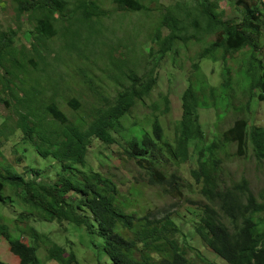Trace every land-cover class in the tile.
<instances>
[{"label": "rangeland", "instance_id": "obj_1", "mask_svg": "<svg viewBox=\"0 0 264 264\" xmlns=\"http://www.w3.org/2000/svg\"><path fill=\"white\" fill-rule=\"evenodd\" d=\"M66 1L65 12L55 15V35L42 41L36 39L35 31L40 13L19 12L16 0H0V35L13 37V57L24 64L21 71L17 70V77L6 74L4 67L0 66V139L3 140L0 163L14 166L26 175L30 174L26 172L28 169L34 168L42 174L41 179H57L56 161L42 157L32 140L22 139L20 113L27 110L17 96L26 97L25 89L30 101L39 105L34 110L37 115L45 114L41 104L53 101L72 121L86 128L101 106L113 101L124 87L132 83L131 76L147 77L154 69L157 83L149 95L138 100L131 113L121 119V127L115 134L119 143L109 145L92 139L88 165L117 183L126 209L136 213V218H160L170 214L180 227L178 237L187 252L189 264H229L195 232L198 215L208 200L201 193V185L195 181L191 170L202 158L217 167L222 185H231L245 178L254 194L259 198L264 196V158L255 157L250 143L243 153H239L236 142L222 141V133L238 118H246L250 124L264 125V102L258 98L262 91L260 74L253 71L250 75L246 70V63L252 56L251 48L227 56L224 61L201 58V49L213 39L205 36L204 40L178 41L163 53L154 39L155 31L162 15L169 5L175 4V0H141L148 9L139 11L120 10L111 0H93L103 11L101 18H91L93 28L83 23L79 6L84 0ZM220 5L224 9V18L242 16L230 0H220ZM187 27L184 33H200L192 24ZM168 31L163 29V35ZM258 43L254 56L260 60V72L264 75V33ZM3 61L12 67L5 56ZM197 61L199 73L205 78L203 84L208 103L207 108H199L203 134L190 144L187 162L180 165L170 162L168 165L169 170L180 177L182 192L165 194L159 186L149 184L146 171L124 152V147H128L127 140L139 132V127L151 128L155 119L162 125L165 139L174 143L176 123L182 114L183 94L191 80L196 78L194 63ZM119 62L120 70L115 69ZM227 65L231 70L229 88H226L225 80L230 76L226 78L224 74ZM115 70L117 76H114ZM4 75L10 82L2 83ZM166 106L168 110H165ZM45 117L51 120L48 114ZM31 118L35 123L42 119L38 116ZM9 195L7 189V201L0 202V223L7 225L11 234L16 236L23 231L26 223L39 231L54 232L52 237L74 251L79 264H99L95 254L98 248L91 247L88 243L90 237L83 229L71 224L64 230L52 222L19 219L23 203L15 194ZM21 236L25 243L34 244L29 235ZM38 256L45 264H59L48 259L45 244L39 247ZM0 258L7 264H19L18 257L10 251L8 241L1 234Z\"/></svg>", "mask_w": 264, "mask_h": 264}, {"label": "trees", "instance_id": "obj_2", "mask_svg": "<svg viewBox=\"0 0 264 264\" xmlns=\"http://www.w3.org/2000/svg\"><path fill=\"white\" fill-rule=\"evenodd\" d=\"M111 1L124 11L148 9L141 0ZM16 2L19 12L40 13L35 31L36 39L42 41L55 35V15L64 13L68 6L66 0ZM230 3L242 12L240 18H224L220 0H175V4L169 5L162 15L154 39L166 53L178 41L213 37L199 54V57H209L213 61H224L227 56L251 48L252 56L246 63V70L250 75L253 71L260 74L262 91L258 98L264 102V75L260 72V60L254 56L259 47V37L264 33V1L230 0ZM79 8L83 23L90 28L94 23L91 18H101L103 13L93 0L82 1ZM188 24L200 33H184ZM165 28L169 31L163 35ZM12 42L11 35H0V66L4 67L6 74L17 77V70L21 71L24 64L13 57ZM4 56L11 62V68L4 64L7 61H3ZM116 68L120 70V62L115 64ZM199 69L197 61L194 63L196 78L191 80L183 94L182 114L176 123L174 143L165 139L164 129L155 119L151 128L139 127V132L127 140L128 147L123 146L124 152L146 171L149 184L159 186L165 194L182 192L180 177L170 171L168 165L170 162L176 165L187 162L190 144L203 134L199 108H207L208 103L203 84L205 78ZM224 74L226 78L230 76L225 80L226 88H229L231 70L228 65ZM114 76H117L116 70ZM131 79L132 83L124 87L113 101L97 110L86 128L72 121L53 101L40 105L51 117L47 120L45 114L40 116L35 113L39 105L30 101L26 89V97L17 96L27 110L20 113L22 139L32 140L42 157L56 161L57 179H41L42 174L34 168L28 169L26 172L30 174L26 175L14 166L0 163V202L7 201L8 189L9 197L15 194L23 203L19 219L52 222L64 230L71 224L83 229L90 237L88 243L91 247L98 248L95 254L99 264H189L187 252L178 237L180 227L171 215L136 218V213L126 209L117 183L111 177L90 169L87 162L92 139L109 145L119 143L115 134L121 127V119L131 113L138 100L149 95L158 77L152 69L147 77L134 75ZM2 80V83L10 82L7 75ZM240 87L243 90V85ZM166 101L168 103V98ZM31 116L42 119L35 123ZM222 141L236 142L239 153H243L250 143L255 157L264 158V125L250 124L246 118H238L222 133ZM2 144L0 139V154ZM198 162L191 174L201 185L200 191L208 202L198 215L195 232L229 264H264V196L259 198L254 194L245 178L231 185H222L215 165H209L202 158ZM53 233L39 231L26 223L25 229L15 236L7 225L0 223V234L8 241L10 251L18 257L19 264H45L38 256L42 244L47 246L49 260L59 264H79L74 251L58 243L52 237ZM21 234L29 235L34 244L25 243ZM98 240L100 243H95ZM0 264L7 263L0 258Z\"/></svg>", "mask_w": 264, "mask_h": 264}, {"label": "built area", "instance_id": "obj_3", "mask_svg": "<svg viewBox=\"0 0 264 264\" xmlns=\"http://www.w3.org/2000/svg\"><path fill=\"white\" fill-rule=\"evenodd\" d=\"M264 1V0H263Z\"/></svg>", "mask_w": 264, "mask_h": 264}]
</instances>
